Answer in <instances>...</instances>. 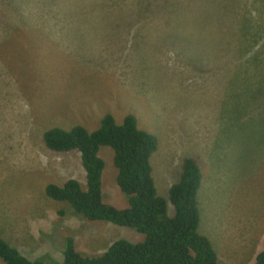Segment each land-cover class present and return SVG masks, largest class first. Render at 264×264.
Masks as SVG:
<instances>
[{"label":"rangeland","instance_id":"rangeland-1","mask_svg":"<svg viewBox=\"0 0 264 264\" xmlns=\"http://www.w3.org/2000/svg\"><path fill=\"white\" fill-rule=\"evenodd\" d=\"M106 114H131L157 138L150 166L168 217L183 158L199 160L198 232L219 264H253L264 251V0H0V238L28 260L60 261L67 236L93 257L143 240L44 195L70 178L85 190L79 155L47 150L44 129L92 132ZM112 154L99 149L102 199L123 210Z\"/></svg>","mask_w":264,"mask_h":264},{"label":"trees","instance_id":"trees-1","mask_svg":"<svg viewBox=\"0 0 264 264\" xmlns=\"http://www.w3.org/2000/svg\"><path fill=\"white\" fill-rule=\"evenodd\" d=\"M41 139L55 154L77 153L85 173V190L70 178L62 185L47 184V199L66 204L88 223H110L144 236L138 243L114 241L96 257L78 252L73 238L67 236L62 259L50 264H219L210 241L198 232L197 193L203 179L198 159L183 158L178 181L168 189V201L174 207V215L168 217L167 203L156 192L150 166L157 138L140 129L133 115H126L117 124L112 115L106 114L92 132L84 125L69 129L53 126L44 129ZM101 147L113 151L115 183L127 197L128 206L123 210L103 203L101 177L105 164L98 155ZM0 260L4 264H47L28 260L1 238ZM253 264H264V251L255 256Z\"/></svg>","mask_w":264,"mask_h":264}]
</instances>
